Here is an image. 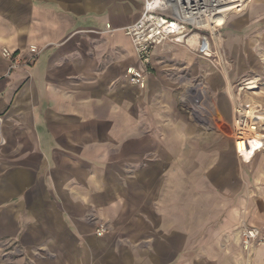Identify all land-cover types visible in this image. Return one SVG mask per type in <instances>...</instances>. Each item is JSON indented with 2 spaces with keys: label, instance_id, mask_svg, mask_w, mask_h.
<instances>
[{
  "label": "crops",
  "instance_id": "1",
  "mask_svg": "<svg viewBox=\"0 0 264 264\" xmlns=\"http://www.w3.org/2000/svg\"><path fill=\"white\" fill-rule=\"evenodd\" d=\"M144 3L0 0V264H264V232L248 254L239 235L264 227V156L224 133V80L174 42L128 80Z\"/></svg>",
  "mask_w": 264,
  "mask_h": 264
},
{
  "label": "built area",
  "instance_id": "2",
  "mask_svg": "<svg viewBox=\"0 0 264 264\" xmlns=\"http://www.w3.org/2000/svg\"><path fill=\"white\" fill-rule=\"evenodd\" d=\"M250 0H230L231 12L240 11L247 6ZM228 13V14H229ZM226 14V18L227 15ZM218 8L212 0H145L144 8L133 24L125 28L133 43L138 60L145 67L143 69L129 67L126 75L131 84L144 87L147 66L150 64L154 49L166 42L181 43L192 47L203 57H215L216 64L221 58H216L213 51L215 33L223 25H217L215 20ZM225 18V19H226ZM197 34V43L191 45V37ZM30 56L19 61L17 54L4 47L1 50L3 57L10 60V69L32 62L39 50L35 45L29 47ZM232 140L235 152L245 161L250 160L258 149L264 148V109L261 104L250 98L238 99L232 108ZM104 227L97 229V235H102ZM264 227L242 225L239 229L241 245L245 252L250 253L251 246L257 240Z\"/></svg>",
  "mask_w": 264,
  "mask_h": 264
},
{
  "label": "rangeland",
  "instance_id": "3",
  "mask_svg": "<svg viewBox=\"0 0 264 264\" xmlns=\"http://www.w3.org/2000/svg\"><path fill=\"white\" fill-rule=\"evenodd\" d=\"M233 18L237 19L238 25H223V29L215 33L212 48L217 54L216 58H221V61L216 64L215 57L212 58L214 54L208 59L209 74L224 80V94L233 103L238 99L250 98L261 104L264 109V0H250L242 10L229 13L226 20L231 21ZM251 79L255 80L256 89L246 88ZM206 98L207 113L218 115L211 86L204 93V103ZM223 131L232 138V115L229 122H224ZM263 156L264 148L251 165L256 166L263 161ZM260 185L257 183L251 187L248 184L247 197L253 196L252 189L256 194L260 193Z\"/></svg>",
  "mask_w": 264,
  "mask_h": 264
},
{
  "label": "bare ground",
  "instance_id": "4",
  "mask_svg": "<svg viewBox=\"0 0 264 264\" xmlns=\"http://www.w3.org/2000/svg\"><path fill=\"white\" fill-rule=\"evenodd\" d=\"M171 1V0H168ZM192 1H196V0H192ZM213 1V5L215 8H218V13H220V15L216 16L215 20L217 21V25H224L226 23V14L229 13V11L232 10V7L229 6V2L230 0H212ZM249 2V1H247ZM203 3L206 4L207 0H203ZM197 34H194L191 37V45H194L195 43H197ZM255 80L253 81L252 79L250 81L247 82V86L246 88L249 89H256L257 85L254 84ZM246 84V83H245ZM245 86V85H244Z\"/></svg>",
  "mask_w": 264,
  "mask_h": 264
}]
</instances>
